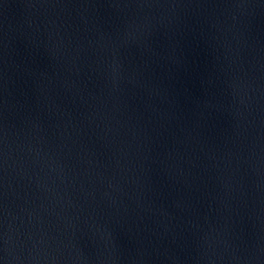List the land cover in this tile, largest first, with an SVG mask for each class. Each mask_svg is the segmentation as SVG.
I'll return each instance as SVG.
<instances>
[{"label":"water","instance_id":"95a60500","mask_svg":"<svg viewBox=\"0 0 264 264\" xmlns=\"http://www.w3.org/2000/svg\"><path fill=\"white\" fill-rule=\"evenodd\" d=\"M0 264H264V0H0Z\"/></svg>","mask_w":264,"mask_h":264}]
</instances>
